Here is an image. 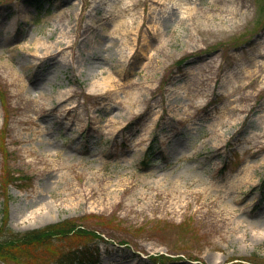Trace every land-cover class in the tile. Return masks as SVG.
Returning <instances> with one entry per match:
<instances>
[{"label": "rangeland", "instance_id": "1", "mask_svg": "<svg viewBox=\"0 0 264 264\" xmlns=\"http://www.w3.org/2000/svg\"><path fill=\"white\" fill-rule=\"evenodd\" d=\"M3 212L100 264H264V0H0Z\"/></svg>", "mask_w": 264, "mask_h": 264}, {"label": "trees", "instance_id": "2", "mask_svg": "<svg viewBox=\"0 0 264 264\" xmlns=\"http://www.w3.org/2000/svg\"><path fill=\"white\" fill-rule=\"evenodd\" d=\"M56 236H61L64 239L85 240L87 237L95 235H90L84 229H79L72 220H64L25 232H15L9 229L6 222L3 221L0 225V258L7 254L10 255L15 248L37 249L45 246L51 243ZM87 255H90L87 250H68L60 254L54 262L56 264H83Z\"/></svg>", "mask_w": 264, "mask_h": 264}, {"label": "bare ground", "instance_id": "3", "mask_svg": "<svg viewBox=\"0 0 264 264\" xmlns=\"http://www.w3.org/2000/svg\"><path fill=\"white\" fill-rule=\"evenodd\" d=\"M122 10L125 11V10H130V9L129 8H127V9L125 8V9H122ZM58 45H59L58 47L60 48V46L62 45V43L61 42H58ZM58 47H56L55 49H58ZM58 50H60V49H58Z\"/></svg>", "mask_w": 264, "mask_h": 264}]
</instances>
